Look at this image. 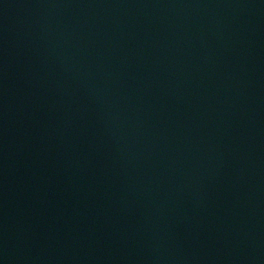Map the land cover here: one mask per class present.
<instances>
[{
    "label": "water",
    "instance_id": "95a60500",
    "mask_svg": "<svg viewBox=\"0 0 264 264\" xmlns=\"http://www.w3.org/2000/svg\"><path fill=\"white\" fill-rule=\"evenodd\" d=\"M0 264H264V0H0Z\"/></svg>",
    "mask_w": 264,
    "mask_h": 264
}]
</instances>
